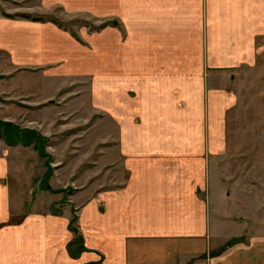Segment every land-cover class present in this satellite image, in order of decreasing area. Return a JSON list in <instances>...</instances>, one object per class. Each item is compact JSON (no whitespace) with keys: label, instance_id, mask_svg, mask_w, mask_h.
I'll list each match as a JSON object with an SVG mask.
<instances>
[{"label":"crops","instance_id":"crops-1","mask_svg":"<svg viewBox=\"0 0 264 264\" xmlns=\"http://www.w3.org/2000/svg\"><path fill=\"white\" fill-rule=\"evenodd\" d=\"M115 2L38 0L39 8L49 11L41 15L47 20L14 18L18 14L6 10L0 16V53L9 55L10 65L13 60L26 68L67 63L81 69L86 57L97 64L108 56L107 43L115 41H103L106 32L100 31L112 26L103 28L81 14L97 20L104 12L119 15L111 7ZM55 9L76 21L74 32L65 20L55 21ZM127 30V36L146 42V99L130 97L132 79L112 81L110 87L101 81L75 87L91 92L82 108L119 127L111 145L117 159L111 162L114 183H92L91 175L84 176L79 180L86 184L70 199L87 251L77 259L68 255L67 245L77 238L68 215H31L21 226L0 231V264H264V233L248 232L242 213L246 198L229 195L226 178L217 181L222 191H216L215 157L227 149L228 135L214 130V108L228 110L235 99L225 85L259 54L264 0H146V27L136 31L127 23ZM128 61L134 72L105 75H140ZM4 143L0 224L10 217L8 179L14 169L6 152L14 147ZM106 148L97 141L88 154L96 150L103 157Z\"/></svg>","mask_w":264,"mask_h":264},{"label":"rangeland","instance_id":"rangeland-1","mask_svg":"<svg viewBox=\"0 0 264 264\" xmlns=\"http://www.w3.org/2000/svg\"><path fill=\"white\" fill-rule=\"evenodd\" d=\"M37 1L0 0V16L4 11L10 10L12 13L8 14H18L14 18L47 20L41 15H46L49 11L39 8L41 4L39 2L38 6ZM128 1L129 6L123 5ZM36 6L38 8L35 11ZM111 7L119 15L110 13L105 16L104 12L100 20H97L92 19L88 13L81 14L103 28L112 26L113 32L100 31L106 32L102 34L103 41H115L107 43L104 55L108 52V56L97 60V64L86 57L81 61V69L67 63H63L65 68L63 65L49 67L44 64L26 68L13 60V65H10L9 55L0 53V126L5 125L8 141L17 143L9 144L0 134V141L5 142L6 149L7 146L14 147L6 150L14 167L13 176L8 179L12 190L11 213L6 221L1 222L0 231L6 227L21 226L31 215H68L70 224H73L69 225V229L76 233L77 238L66 249L68 255L76 259L87 249H84L78 235V208L70 199L80 191L82 184H86L79 180L84 176L91 175L92 183L96 180L106 185L114 183L111 169L114 167L112 163L117 159L111 155V145L118 141L119 127L116 128L102 113L92 114L88 111L92 109L82 108L83 105H88L86 102L90 101L91 92L75 87L90 86L94 81H101L110 87L112 81L132 79L133 88L128 92L130 97L134 101L146 99V42H140L135 36H127V23L136 31L142 26L146 27V0H116ZM127 10L130 12L127 13ZM34 12L38 14H33ZM54 12L59 17L55 21L65 20V27L71 28L73 32L76 30V21H71L69 15L62 14L59 9ZM258 48L260 51L254 64L244 66L242 71L236 70L235 77L230 79V86L225 85L231 88L235 97L231 107L228 106L225 111L221 106L214 108V130L228 135L227 149L215 157L216 162L219 159L215 171V188L221 192L222 188L217 181L226 178L231 183L229 195L246 198L242 213L251 234L254 231L264 233V37L258 39ZM132 56L133 60L129 62ZM127 61L138 73H142L134 77L105 75L109 72H134L125 65ZM77 63L78 61H73V64ZM78 70L80 74L95 70L99 75H79ZM221 82L220 80V84H223ZM68 97L70 98L67 99ZM32 131L46 139L42 147L46 154L41 155L37 149L38 140ZM100 134L103 136L101 139ZM29 141V144L21 143ZM97 141L108 146L104 149L108 151V155H96V150L88 154ZM0 146L2 147L1 144ZM96 148H101V145ZM109 161L110 166L105 164ZM223 211L233 212L227 208ZM9 253L14 256L15 247Z\"/></svg>","mask_w":264,"mask_h":264},{"label":"trees","instance_id":"trees-1","mask_svg":"<svg viewBox=\"0 0 264 264\" xmlns=\"http://www.w3.org/2000/svg\"><path fill=\"white\" fill-rule=\"evenodd\" d=\"M35 20H38V19H35ZM39 20H40V19H39ZM4 126H5V125H3V124H2V126H0V127H3V128H0V134H2L3 138H4L9 144H15V145H16L17 143H11V142L8 141V138H9V137L7 136V133H6V130L4 129ZM7 130H8V129H7ZM8 131H9V130H8ZM32 132H34L33 135H35V138L38 140V143L36 144L37 149H39L41 155L46 154L45 151H44L43 148H42L46 139H44V138L42 139V138L40 137V135H39L36 131H32ZM9 134H11V132H10ZM19 134H21V133H19ZM21 143H23V144H29V143H31V141H29V142H21Z\"/></svg>","mask_w":264,"mask_h":264}]
</instances>
